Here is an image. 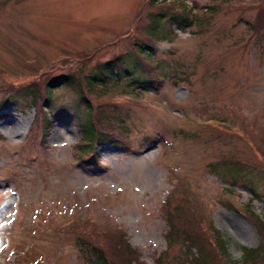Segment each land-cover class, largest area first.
<instances>
[{
  "label": "rangeland",
  "instance_id": "rangeland-1",
  "mask_svg": "<svg viewBox=\"0 0 264 264\" xmlns=\"http://www.w3.org/2000/svg\"><path fill=\"white\" fill-rule=\"evenodd\" d=\"M0 108V264H264V0H0Z\"/></svg>",
  "mask_w": 264,
  "mask_h": 264
},
{
  "label": "trees",
  "instance_id": "trees-1",
  "mask_svg": "<svg viewBox=\"0 0 264 264\" xmlns=\"http://www.w3.org/2000/svg\"><path fill=\"white\" fill-rule=\"evenodd\" d=\"M165 1H167V0H149V3L153 6V5H157L159 3H163ZM172 20H175V19L173 18ZM192 23H193V20L189 19V17H186V18L181 20V24L184 28H185V26L190 27L192 25ZM153 29H155V30L158 29V22L157 21L154 23ZM165 36L166 37L164 39H161V40H163V41L170 40L169 34H166ZM145 48L146 47L141 46V52H143V54H148L144 51ZM148 56H151V55L148 54ZM118 61H119L118 63H117V61H113V62H110L108 64L98 66L97 71L91 75L92 76L91 79L93 80V83L92 84L90 83V85H93L95 83V85L98 84V85L103 86L106 83H108L110 80H112V78L115 77L116 72L119 71L118 68H120L121 65L126 64V62L122 64L121 58ZM66 80H68V78L64 77L60 81H50L47 84V88H46L47 91L51 92L52 88L61 85L62 82L66 81ZM143 84H144L143 86H148L149 84H153V83L145 81ZM148 87L150 88L152 86H148ZM83 102L84 103L87 102L84 97H83ZM87 106H88V110L90 112V115L92 116V113H91L92 106L90 103H88ZM4 107H5V105H3V108ZM33 107L35 109H37V105H35ZM3 108H0V112ZM51 124H53L52 121L49 122L46 129H49ZM82 130H83V139L82 140L84 143L83 146H85V147L88 146L87 148L84 149L85 152H88V153L94 152L95 146H98V145L102 146L106 143H108L110 145H119L118 139H116L113 136H110L106 132L99 131L97 129V126L95 125L94 120L91 117H90V119H88V121H86L85 123H82ZM97 157L98 156L95 154L96 159H97ZM91 160H94V158H91ZM228 185L231 187H236L237 183L232 182V183H228ZM225 190L229 191L231 193L234 192L230 188L225 189ZM255 196L258 197V195H255ZM176 211H178V210H176ZM167 217L169 218L168 221H169L170 230L167 233L166 238L168 239V242H169L170 238L173 237V234H174L173 231L175 230L174 228H175L177 213L170 211L167 213ZM178 220H179V218L177 217V221ZM110 234H112L113 241L115 242V248H117L119 250L120 249L125 250L126 252L129 253V255L134 256V257L137 255L136 250H134L131 247V245L129 244V242L127 241V239L123 233H121L119 231H115V232L110 233ZM175 237L185 238V240H183V241L188 243L189 248L195 249L199 253L200 257H199V260H197V261H201L202 264H205V261L207 260V259L205 260V258L208 257V255L205 251L206 245L203 243V241L200 238L196 237V235L193 231L187 230V231H183V232H178L175 235ZM79 245H80V247H78L80 250L79 251V253H80L79 257L81 259L86 260L88 264H113V262L111 260H109L110 257L107 256V254L105 253V251L102 249L101 246L89 245L88 243H85L84 241L80 242ZM222 248H224V247L222 246ZM224 253L226 254V250H224ZM244 254H245V258H244L245 261L243 263H246V261L253 260L256 257H258L260 254H262V248L258 247L257 249H245ZM137 260H138L137 258L133 259L130 264L137 262Z\"/></svg>",
  "mask_w": 264,
  "mask_h": 264
}]
</instances>
